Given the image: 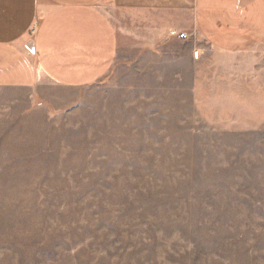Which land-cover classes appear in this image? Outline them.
Segmentation results:
<instances>
[{
    "label": "rangeland",
    "instance_id": "rangeland-1",
    "mask_svg": "<svg viewBox=\"0 0 264 264\" xmlns=\"http://www.w3.org/2000/svg\"><path fill=\"white\" fill-rule=\"evenodd\" d=\"M202 48L0 121V264H264V47Z\"/></svg>",
    "mask_w": 264,
    "mask_h": 264
},
{
    "label": "crops",
    "instance_id": "crops-1",
    "mask_svg": "<svg viewBox=\"0 0 264 264\" xmlns=\"http://www.w3.org/2000/svg\"><path fill=\"white\" fill-rule=\"evenodd\" d=\"M202 43L235 55L263 48L264 0H0V121L70 107L118 58L196 62Z\"/></svg>",
    "mask_w": 264,
    "mask_h": 264
},
{
    "label": "water",
    "instance_id": "water-1",
    "mask_svg": "<svg viewBox=\"0 0 264 264\" xmlns=\"http://www.w3.org/2000/svg\"><path fill=\"white\" fill-rule=\"evenodd\" d=\"M26 48L31 52L34 53L35 51V46L32 40H28L26 43Z\"/></svg>",
    "mask_w": 264,
    "mask_h": 264
},
{
    "label": "built area",
    "instance_id": "built-area-1",
    "mask_svg": "<svg viewBox=\"0 0 264 264\" xmlns=\"http://www.w3.org/2000/svg\"><path fill=\"white\" fill-rule=\"evenodd\" d=\"M169 34L170 35H174L175 32L174 31H169ZM177 36L180 37V38H185L186 37V34L185 33H178ZM194 56L195 57L198 56V52L197 51H194Z\"/></svg>",
    "mask_w": 264,
    "mask_h": 264
}]
</instances>
